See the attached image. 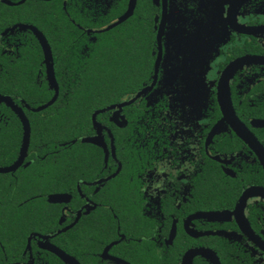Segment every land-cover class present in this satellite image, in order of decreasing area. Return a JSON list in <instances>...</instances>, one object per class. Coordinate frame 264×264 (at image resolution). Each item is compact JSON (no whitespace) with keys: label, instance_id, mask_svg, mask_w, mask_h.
Masks as SVG:
<instances>
[{"label":"flooded vegetation","instance_id":"af4514ba","mask_svg":"<svg viewBox=\"0 0 264 264\" xmlns=\"http://www.w3.org/2000/svg\"><path fill=\"white\" fill-rule=\"evenodd\" d=\"M15 24L44 34L57 97L85 60H128L129 92L96 110L129 103L98 127L94 110L78 150L56 100L37 109L55 87ZM0 27V168L19 162L0 171V264H70L52 249L75 245L79 264H264V192H246L264 190V0H0Z\"/></svg>","mask_w":264,"mask_h":264},{"label":"trees","instance_id":"16d2710c","mask_svg":"<svg viewBox=\"0 0 264 264\" xmlns=\"http://www.w3.org/2000/svg\"><path fill=\"white\" fill-rule=\"evenodd\" d=\"M14 17L10 18L7 15L5 22L9 24L15 21ZM62 20L59 16L54 17L52 28L50 30L42 29L48 38H50L49 31L60 29L58 23ZM34 23L43 28L40 22ZM2 29L3 27H0V31ZM117 52L125 53V49H118ZM114 53H116L115 50ZM0 61L2 60L0 59ZM74 64L77 65V62L74 61ZM9 68L11 69L5 76L7 75L9 83H14L16 71L13 64L9 63ZM80 68L84 69L80 76L70 75L66 80L58 76L62 84H69V89H67L68 86L60 87L59 95L53 104L58 113L55 116H61L68 120V140L73 141L69 145L70 150H78L80 148L79 137L90 132V115L94 110L118 101L121 96L129 92V89L126 88L128 84V60L121 58L120 55L116 58L114 54V58L111 60L87 59ZM4 79V75H0V91ZM9 83L7 84L9 85ZM114 85L116 90L113 91L112 86ZM73 156L76 155L72 154L71 157ZM78 250V246L75 245L74 247L71 246L69 252L76 259H79Z\"/></svg>","mask_w":264,"mask_h":264},{"label":"water","instance_id":"95a60500","mask_svg":"<svg viewBox=\"0 0 264 264\" xmlns=\"http://www.w3.org/2000/svg\"><path fill=\"white\" fill-rule=\"evenodd\" d=\"M128 13L129 12H126L117 22H120L121 20L125 19L129 15ZM117 22H115V23L111 24L110 26H108V28L112 27ZM16 26H20V27H23V28L30 29L34 33V35L38 38L39 42L42 45L43 52H44V62L46 64V68H47L48 79H49V81L51 83H53V85L55 87L54 88L55 89L54 95L52 96V98L46 104H44L43 106L37 108V109H40L42 107H45V106L53 103L56 100L57 94H58L57 83H56V80H55V77H54V74H53L52 56H51L50 47H49V44H48L44 34L37 27H35L34 25L15 24L13 27H16ZM158 62H159V57L157 58L156 64H155V67H154L155 68V73L157 71ZM227 79H228V75H223L222 81H221L220 86H219L218 97H219V100H220V105H221V107L223 109L224 114L227 115V116H229V114H230L231 117L237 122V127H238L237 131L241 135H243L246 139H248L249 141L254 142L255 138L251 135V133L248 131V129L242 123H240L238 121V119L235 116V113H234V111L232 109V106H231V103H230V99H229V95H228ZM154 81H155V78H154ZM145 90L146 89L142 90V92H144ZM142 92L140 91L137 95H140V93H142ZM3 98H4V96L0 95V100L3 99ZM127 103H129V102L128 101H124L122 103L109 105L107 107L95 110L92 113V116H91L92 122L94 123L95 126L98 127V123L95 120V116H96V114L98 112L111 109V108H113L115 106L121 107L122 105H125ZM27 127H28V125H27ZM25 138H26V140L28 139V134H26ZM81 141L92 142V143L99 144V145L102 144L100 142V137H98V136L83 137L81 139ZM18 163L19 162H16L15 164H13L12 166H10L8 168H0V171L13 170V169H15L17 167ZM254 190H259V191L264 192V190L262 188H259V187H251V188L247 189L246 192L249 194L251 191L254 192ZM52 250L55 251L56 253H58L64 259V261H66V262H68L70 264H79L78 261L75 259V257H73L71 255H68V254H65L64 252H62L61 250L57 249L56 247H53Z\"/></svg>","mask_w":264,"mask_h":264}]
</instances>
